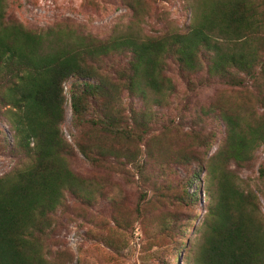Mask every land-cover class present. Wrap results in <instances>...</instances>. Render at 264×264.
Wrapping results in <instances>:
<instances>
[{"label":"trees","instance_id":"16d2710c","mask_svg":"<svg viewBox=\"0 0 264 264\" xmlns=\"http://www.w3.org/2000/svg\"><path fill=\"white\" fill-rule=\"evenodd\" d=\"M127 5L140 25L146 3ZM191 7L184 29L147 36L135 24L98 40L71 29L35 31L7 22L6 0H0V107L12 132V150L22 161L0 177V264H80L66 251L51 250L60 246L53 237L70 203L90 205L99 196L95 182L72 168L77 153L92 167L110 164L133 172L142 187L133 222L161 246L167 242L173 263L264 264L260 198L230 169H243L264 148V0H195ZM125 55L129 60L114 70V79L103 72L105 60ZM171 62L189 90L217 81L233 88L251 83L258 91L232 106H212L224 137L205 161L191 150V142L206 138L200 131L190 132L191 142L174 152L152 135L151 108L169 103L176 92L166 74ZM66 83L75 131L71 141L62 130ZM253 102L261 111L248 106ZM203 143L208 151L211 140ZM167 150L165 159L191 169V177H206L207 205L194 245L184 241L183 232L174 238L181 228L176 214L158 213L165 201L194 203L188 178L177 187H160L148 170L150 161L164 163ZM259 174L264 175L262 167ZM113 205L115 219L125 223L130 213Z\"/></svg>","mask_w":264,"mask_h":264},{"label":"rangeland","instance_id":"374dc122","mask_svg":"<svg viewBox=\"0 0 264 264\" xmlns=\"http://www.w3.org/2000/svg\"><path fill=\"white\" fill-rule=\"evenodd\" d=\"M139 1L147 5V13L140 17V25L135 23L133 10L127 5L133 4L136 0H6L5 19L7 22L19 23L35 31L47 28L71 29L98 40H106L116 33H124L128 28H135V24L145 35L157 36L171 28L184 29L190 22L191 6L195 0ZM128 60L127 55L105 60L103 63L106 68L103 72L114 79L116 77L114 70L124 67ZM166 74L175 84L176 92L169 99V103L151 108L153 118H150L149 126L152 135L157 136L159 142L167 143V147L174 152L191 142L188 139L190 132L200 131L206 138H201L198 143L191 142L194 144L191 150L196 158L205 161L216 151L224 137L223 123L217 111L212 110V106L218 102L232 106L247 95L254 98L258 91L251 83L233 88L217 81L189 90L178 75L177 66L172 62L168 64ZM205 76L202 74L203 78ZM69 87V83L64 86L67 102L62 130L71 141V135L75 131L71 125ZM260 89L264 97V86ZM122 93L126 94L123 90ZM125 101L127 103L128 97ZM135 104L141 107L136 100ZM254 104L256 103L248 106H255ZM255 109L257 112L261 111L257 110L256 106ZM2 112L4 108L0 107V177L22 162L15 157L12 150V132ZM203 141L210 143L208 151ZM169 153L168 150L162 153L164 163L157 159L150 161L148 170L153 169L152 172L157 176L160 187H177L181 181L188 178L191 185L187 187V192L193 195L194 203L181 205L174 200L165 201L158 213L176 214L180 219L181 228L176 231L174 238H179L183 232L184 241L194 245L200 241L198 228L207 205L204 192L206 177L204 174L191 177V169L165 159ZM260 167L264 169V148L256 150L253 160L243 169H235L234 166L230 169L235 170L243 187L253 190L259 196L264 216V175L260 176ZM72 168L95 182L96 188L100 190L99 196L90 205L76 200L70 203L68 212L60 216L61 227L53 237L60 246H52V251H66L74 263L78 260L80 264H181L180 261L173 263L171 254L165 251L167 242L161 246L159 241L150 239L137 222H133L135 206L142 187L139 186L132 171L126 168L125 171L117 169L110 164L105 168L92 167L79 153L75 156ZM113 204L121 206L125 213H130L125 223H120L118 218L115 219ZM90 232L95 234V238L87 235ZM112 241L118 242V247Z\"/></svg>","mask_w":264,"mask_h":264}]
</instances>
